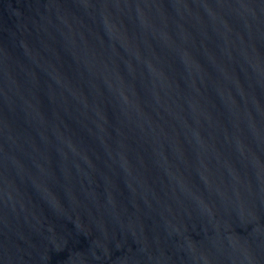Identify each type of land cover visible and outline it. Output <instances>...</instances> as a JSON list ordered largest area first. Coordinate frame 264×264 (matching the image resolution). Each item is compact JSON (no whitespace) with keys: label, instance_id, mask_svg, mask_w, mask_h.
<instances>
[{"label":"water","instance_id":"1","mask_svg":"<svg viewBox=\"0 0 264 264\" xmlns=\"http://www.w3.org/2000/svg\"><path fill=\"white\" fill-rule=\"evenodd\" d=\"M0 264H264V0H0Z\"/></svg>","mask_w":264,"mask_h":264}]
</instances>
